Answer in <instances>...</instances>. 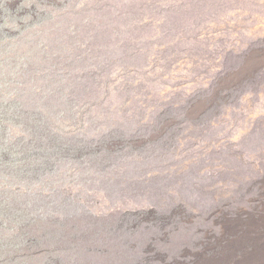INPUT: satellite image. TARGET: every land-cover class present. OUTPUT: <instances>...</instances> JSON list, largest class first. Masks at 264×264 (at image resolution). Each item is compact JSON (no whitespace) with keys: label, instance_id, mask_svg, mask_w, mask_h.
<instances>
[{"label":"rangeland","instance_id":"374dc122","mask_svg":"<svg viewBox=\"0 0 264 264\" xmlns=\"http://www.w3.org/2000/svg\"><path fill=\"white\" fill-rule=\"evenodd\" d=\"M0 264H264V0H0Z\"/></svg>","mask_w":264,"mask_h":264},{"label":"trees","instance_id":"16d2710c","mask_svg":"<svg viewBox=\"0 0 264 264\" xmlns=\"http://www.w3.org/2000/svg\"><path fill=\"white\" fill-rule=\"evenodd\" d=\"M60 79H61V76H60ZM59 80V79H58ZM22 98H25V95L21 96ZM15 103H21V101H18V102H15ZM62 103V102H61ZM19 104H15L14 105V108H15V113L13 114L14 115V120L17 121L18 125L20 123L24 124L25 128H26V125L28 124L27 121H29L30 118H33V117H37L38 121H39V126H38V130H39V133L43 134L42 137H45V139L47 140V142H49L48 144L52 147H59L61 146V141H62V138H56L57 134L53 133V131H48V126L49 125H46L45 126V120L42 121V113H44L42 110H38V111H35L34 109H27V108H24L22 106H19ZM49 113L52 115L54 110L53 109H48ZM22 119V120H21ZM29 134V132H27ZM34 134L32 133V136ZM25 140V139H23ZM43 140V139H42ZM41 140V141H42ZM45 140V142H46ZM27 141V140H26ZM25 144V143H24ZM21 151L23 153H27V152H30V154H33V152L36 151V147L34 145H32V147H28V150L25 151L23 148L21 149Z\"/></svg>","mask_w":264,"mask_h":264}]
</instances>
